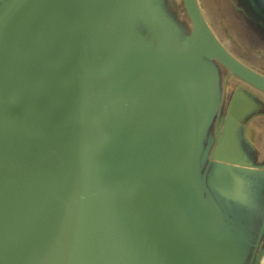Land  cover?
<instances>
[{
	"label": "water",
	"instance_id": "1",
	"mask_svg": "<svg viewBox=\"0 0 264 264\" xmlns=\"http://www.w3.org/2000/svg\"><path fill=\"white\" fill-rule=\"evenodd\" d=\"M201 1L0 0V264H264V71Z\"/></svg>",
	"mask_w": 264,
	"mask_h": 264
},
{
	"label": "rangeland",
	"instance_id": "2",
	"mask_svg": "<svg viewBox=\"0 0 264 264\" xmlns=\"http://www.w3.org/2000/svg\"><path fill=\"white\" fill-rule=\"evenodd\" d=\"M173 1H181V0H173ZM203 4L204 12L207 14V18L210 22H213V25H218L216 18L214 17H222L224 13L227 14L226 20L229 25H227L230 32L234 35L235 39L237 35L239 36V43L233 39L231 42L230 48L242 56L244 60L251 62L257 68H260L264 71V51L260 50L258 53H255V50L258 46H264V27H258L253 21V15L249 11L250 6L248 5L247 0H205L201 1ZM237 4H241L243 8L246 10L245 13L238 10L236 7ZM219 9V13L217 10ZM213 16V17H212ZM237 29H240L241 34L237 33ZM150 39L154 38L156 40L166 39L161 30L157 27L144 29ZM175 34L178 31H174ZM222 38L224 36L220 35ZM152 37V38H151ZM238 43V44H235ZM217 92V88H214ZM215 98L214 91L210 92V105L214 106Z\"/></svg>",
	"mask_w": 264,
	"mask_h": 264
}]
</instances>
